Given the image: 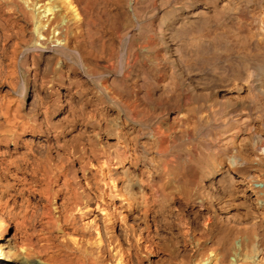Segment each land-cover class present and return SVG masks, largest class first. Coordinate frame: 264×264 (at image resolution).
Wrapping results in <instances>:
<instances>
[{
    "label": "bare ground",
    "instance_id": "bare-ground-1",
    "mask_svg": "<svg viewBox=\"0 0 264 264\" xmlns=\"http://www.w3.org/2000/svg\"><path fill=\"white\" fill-rule=\"evenodd\" d=\"M0 44V201L66 191L36 264H264V0H0Z\"/></svg>",
    "mask_w": 264,
    "mask_h": 264
},
{
    "label": "rangeland",
    "instance_id": "rangeland-1",
    "mask_svg": "<svg viewBox=\"0 0 264 264\" xmlns=\"http://www.w3.org/2000/svg\"><path fill=\"white\" fill-rule=\"evenodd\" d=\"M1 47H2V44H0V58H1L0 59L1 61L0 62V74H1L0 75V104L7 103V101L10 102L11 100L17 99V101L22 104V106L25 108L26 111L27 110L29 111L30 109L31 113H34L35 109H37V106H36L37 104H36V101L33 100L32 92L34 88H33V81L29 79V72L25 66L18 65L17 67H14V64H12L13 62L11 61L10 58H8V55H6L2 51ZM43 60L44 58H42L39 61V68L44 67ZM31 64L33 65V60H29L30 67H31ZM11 67L12 68L14 67V68L12 69ZM11 70L14 72L13 75L11 74L12 72ZM39 73L40 75L44 76V69H40ZM11 75H12V78H11ZM14 76H16L18 79ZM11 81L12 82L15 81L14 83H12L13 87H12ZM23 91H25L24 99L22 95ZM33 101L36 104L35 106H31ZM26 107L28 108L30 107V108L28 109ZM33 107L34 108L36 107V108L34 109ZM32 109L34 110L32 111ZM54 118L56 119V120L54 119L56 121L55 124H58L61 122V119L58 115H56ZM43 139L44 137H41L39 140H37L39 141V143L35 142L36 144L34 145V152L36 153V155H38V157L40 156L41 159L44 158V164H45L47 144L45 143ZM39 146L42 148V150H40L41 148ZM11 148L12 147L10 146V149ZM2 149H3L2 153L4 154L8 153L4 151L6 149L5 147H2ZM39 152H40V155L38 154ZM9 153H13V151H10ZM41 153H43V157ZM55 158L56 157H54V161H56ZM26 176L28 179L26 182L22 183L21 185L18 184V185H13L9 187V192L12 194V196L9 197L8 202L6 204L3 202L4 200L0 201V219L4 223V234H2L1 236L2 238L0 240V256L8 255V259H7L8 264H12L13 262H14L13 264H18V263L19 264H36L38 259H44V252H42L44 251L43 250L44 249V246H43L44 245V226H45L44 221L46 220L48 216L56 218L60 215L62 211V207H61L62 205L60 203L63 201V198H64L63 196H65L64 194L66 193L65 188L59 187L58 184L55 182H51L50 183L51 185L49 184V186H47V184L44 182L45 184L44 186L43 183L39 182L36 178L32 177L31 174L28 173ZM88 177H90L91 182L93 183L95 182L92 174H88ZM77 179H79V180H76L77 184L79 183L77 185L78 191H79L80 197L83 200L86 199L85 201H87L89 198H91V196L93 197V193H97L94 184H92L94 186H92L91 184L90 185L85 184V179L81 175ZM6 184L7 182L1 176L0 177V187H4L6 186ZM80 185L81 187H79ZM44 187H46L47 189L45 188L46 190H43ZM7 204L8 205L13 204L10 206L11 208L9 207L8 211L6 209ZM87 210H90V208ZM95 214H96V219H98L99 221H100L99 218H101V221L105 219V215H102L103 213L96 211ZM119 228L120 226H118L117 232H120ZM0 231H1V228H0ZM93 233L94 232H92V234ZM55 234L57 235L59 233L56 231ZM93 237H94L93 239L95 240L96 238L98 239V237L96 236V233L93 234ZM41 248H42V251H41Z\"/></svg>",
    "mask_w": 264,
    "mask_h": 264
}]
</instances>
